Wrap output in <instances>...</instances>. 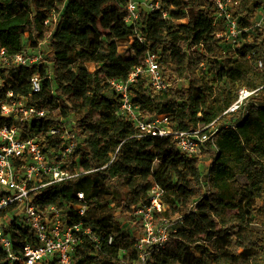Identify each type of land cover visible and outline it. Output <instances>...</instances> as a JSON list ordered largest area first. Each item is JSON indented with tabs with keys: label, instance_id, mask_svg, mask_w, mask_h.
Listing matches in <instances>:
<instances>
[{
	"label": "trees",
	"instance_id": "obj_1",
	"mask_svg": "<svg viewBox=\"0 0 264 264\" xmlns=\"http://www.w3.org/2000/svg\"><path fill=\"white\" fill-rule=\"evenodd\" d=\"M235 1L240 2L241 26L249 28L258 0ZM126 3L0 0V46L11 54L24 50L28 42L32 47L43 42L53 30L46 20L53 11L59 14L51 40L56 82L45 84L31 99L33 105L51 113L35 122L33 131H48L63 117L75 116L82 136L75 159L79 158L83 171L91 172L46 187L45 201L65 208L77 203L78 193L83 192L86 216L70 214L69 220H82L105 237L114 236V243L98 253L86 241L77 251L78 264H131L133 258L121 252L131 251L135 240L122 230L116 213L149 203L150 176L165 191L163 202L168 209L161 217L180 216L184 223L152 264H264V233L254 227L264 220L260 205L264 199V39L251 33L249 42L246 32L236 52L224 53L226 46L217 38L219 28L214 25L215 0H187L188 24L172 25L161 13L152 12L137 27L125 22ZM139 37L146 39V45ZM127 43L135 55L124 59L119 49ZM148 49L161 56L167 77L186 80L188 86L175 83L168 91L155 92L146 80L138 79L131 95L145 115H169L178 130L218 120L219 130L213 137L218 153L205 183L198 156L182 155L171 138H133L132 124L116 114L119 98L109 81L127 80L143 64ZM259 60L261 69L254 65ZM203 61L216 67L212 79L201 69ZM90 64L96 66L94 71ZM21 72L18 91L28 94L23 86L32 72ZM237 87L262 89L245 114L233 115L235 128H227L226 117H220L236 101ZM46 143L60 147V140Z\"/></svg>",
	"mask_w": 264,
	"mask_h": 264
},
{
	"label": "built area",
	"instance_id": "obj_2",
	"mask_svg": "<svg viewBox=\"0 0 264 264\" xmlns=\"http://www.w3.org/2000/svg\"><path fill=\"white\" fill-rule=\"evenodd\" d=\"M171 1L127 0L125 22L130 27H137L145 15L158 12L172 25L188 24V9L177 17ZM215 1L214 25L219 28L217 38L226 46L224 53L236 52L244 43L246 32H249V42L253 41L251 33H257L264 39V0H258L259 6L249 28L241 26L237 16L239 1ZM58 22L59 14L53 11L45 22L53 30L35 47L28 42L24 50L11 54L0 46V264H78L77 251L86 241L94 246L97 253L104 245L114 243V236L105 237L82 220H69L70 214L81 218L86 216L88 203L83 192L78 193L77 203L65 208L45 201L46 187L91 172L83 171L79 158L75 159V152L82 141L75 116L63 117L48 131H33L34 123L51 113L33 105L31 99L43 91L45 84L55 85L57 70L52 58L51 40ZM139 41L146 45V39L139 37ZM254 65L258 69L263 67L260 60ZM200 67L204 70L206 62H201ZM23 70L32 72L23 86L28 89V94L18 91V77ZM140 78L146 80L155 92L168 91L180 81L175 82L165 75L161 56L151 49L145 54L143 64L135 67L127 80L109 81L119 98L116 114L132 124L136 131L133 138H171L177 150L188 158H200L210 151H215V155L218 153L213 143V137L219 130L218 120L205 127L178 130L171 125L169 115L146 116L131 95V87ZM261 89L237 87L236 101L220 118L231 120L236 113L245 114ZM52 95L57 96L55 90H52ZM226 127L235 128L233 124ZM55 140H60L58 149L46 143ZM149 181L148 204L139 203L125 213L118 211V215L124 214L129 226L134 227L132 250L121 252L133 258L131 264H152L176 231L171 228V219L161 217L168 209L163 202L165 191L153 176ZM260 205L264 207V199ZM254 227L264 233V220ZM121 228L125 230L124 226ZM25 230L29 232L25 234Z\"/></svg>",
	"mask_w": 264,
	"mask_h": 264
},
{
	"label": "rangeland",
	"instance_id": "obj_3",
	"mask_svg": "<svg viewBox=\"0 0 264 264\" xmlns=\"http://www.w3.org/2000/svg\"><path fill=\"white\" fill-rule=\"evenodd\" d=\"M171 2L175 6L174 10H175V13L177 14V17L182 16V14L184 13V10L188 9V7H189L188 5H186L187 0H172ZM25 41L27 42V36H25ZM119 51H120V53L124 59L131 58L132 56L135 55V51L132 48V46L130 45V43L122 45L120 47ZM95 67L96 66L94 64L89 65V69L91 71H94ZM204 71H205V74H208V77L210 79H212L216 75V67L213 66L212 64L210 66L206 65ZM177 84L180 87H187L188 81L180 80ZM107 96L111 97L112 93L108 92ZM232 124H235L234 119L233 120L227 119L224 122L225 126H231ZM214 157H215V151L207 152V153L203 154V156L200 157V166H201V171L203 174L204 183L206 182L207 174H208L209 169H210V167L214 161ZM116 219L119 221L121 226L125 227L124 231L130 236V238H132V232H133L134 227H132L131 225L129 226V221L127 220V218H125L124 214L119 216L118 212H117L116 213ZM171 223H173V225L171 227L172 229H182L184 227L183 220L180 216H174L173 218H171ZM121 255L125 256L123 253H121Z\"/></svg>",
	"mask_w": 264,
	"mask_h": 264
}]
</instances>
